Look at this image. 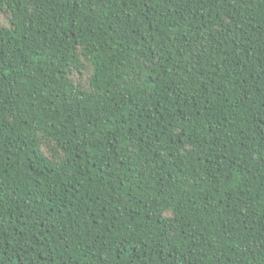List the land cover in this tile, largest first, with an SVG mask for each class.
<instances>
[{
    "label": "trees",
    "instance_id": "16d2710c",
    "mask_svg": "<svg viewBox=\"0 0 264 264\" xmlns=\"http://www.w3.org/2000/svg\"><path fill=\"white\" fill-rule=\"evenodd\" d=\"M0 264H264V0H0Z\"/></svg>",
    "mask_w": 264,
    "mask_h": 264
}]
</instances>
